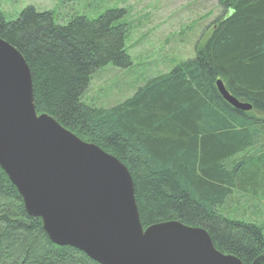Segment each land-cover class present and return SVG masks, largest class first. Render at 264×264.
Masks as SVG:
<instances>
[{"label": "trees", "instance_id": "obj_1", "mask_svg": "<svg viewBox=\"0 0 264 264\" xmlns=\"http://www.w3.org/2000/svg\"><path fill=\"white\" fill-rule=\"evenodd\" d=\"M215 1L222 15L194 59L109 108L85 105L82 96L97 70L131 66L122 9L64 24L31 6L14 20L0 10V39L29 69L36 113L127 169L143 228L167 221L201 228L215 250L251 264L264 253V150L249 153L264 136V0ZM217 81L251 110L225 103ZM235 194L248 205L232 201ZM0 264L97 263L52 244L0 169Z\"/></svg>", "mask_w": 264, "mask_h": 264}, {"label": "water", "instance_id": "obj_2", "mask_svg": "<svg viewBox=\"0 0 264 264\" xmlns=\"http://www.w3.org/2000/svg\"><path fill=\"white\" fill-rule=\"evenodd\" d=\"M216 90L232 108L251 107ZM0 169L50 242L97 264H241L201 228L167 221L143 228L127 169L35 111L29 69L0 39ZM251 264H264V253Z\"/></svg>", "mask_w": 264, "mask_h": 264}, {"label": "rangeland", "instance_id": "obj_3", "mask_svg": "<svg viewBox=\"0 0 264 264\" xmlns=\"http://www.w3.org/2000/svg\"><path fill=\"white\" fill-rule=\"evenodd\" d=\"M29 6L54 13L55 24H64L74 15L95 19L109 9L124 11L118 24L126 30L124 49L131 66L120 69L109 64L92 75L82 102L98 108L123 102L147 79L194 59L222 15L215 0H0V10L7 20L16 19ZM263 150L264 136L249 153ZM243 198L235 194L230 199L248 205Z\"/></svg>", "mask_w": 264, "mask_h": 264}, {"label": "bare ground", "instance_id": "obj_4", "mask_svg": "<svg viewBox=\"0 0 264 264\" xmlns=\"http://www.w3.org/2000/svg\"><path fill=\"white\" fill-rule=\"evenodd\" d=\"M218 82V81H217ZM221 82V81H220Z\"/></svg>", "mask_w": 264, "mask_h": 264}]
</instances>
